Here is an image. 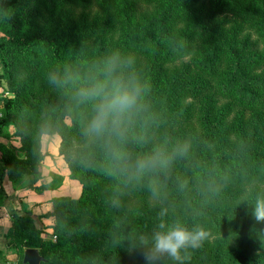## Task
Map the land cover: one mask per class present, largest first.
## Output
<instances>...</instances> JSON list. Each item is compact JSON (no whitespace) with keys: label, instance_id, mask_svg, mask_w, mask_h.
Instances as JSON below:
<instances>
[{"label":"trees","instance_id":"1","mask_svg":"<svg viewBox=\"0 0 264 264\" xmlns=\"http://www.w3.org/2000/svg\"><path fill=\"white\" fill-rule=\"evenodd\" d=\"M0 32L14 94L0 135L13 123L26 154L0 143V205L4 174L15 183L36 165L43 135L72 149L81 185L80 198L51 201L55 240L30 211L14 215L19 264L25 248L39 249L43 264H144L136 238L161 221L207 232L177 264H264V225L250 215L264 197V0H0ZM113 56L130 59L147 86L130 157L157 146L175 153L170 168L138 181L85 135L90 109L75 98Z\"/></svg>","mask_w":264,"mask_h":264},{"label":"clouds","instance_id":"2","mask_svg":"<svg viewBox=\"0 0 264 264\" xmlns=\"http://www.w3.org/2000/svg\"><path fill=\"white\" fill-rule=\"evenodd\" d=\"M131 60L113 56L102 62L87 82L75 92L78 104L89 107L85 135L107 147L116 169L129 179L142 180L149 174L170 168L175 153L157 146L150 153L130 157L126 144L133 127L141 119L144 109L146 84L128 70ZM153 192L156 185L150 184ZM250 215L257 225H264V197L257 196ZM207 237L203 228H188L177 222L167 225L161 221L150 236L140 235L136 243L144 249V264H157L167 257L173 264L182 262L188 248H197ZM264 238V229L261 230Z\"/></svg>","mask_w":264,"mask_h":264},{"label":"rangeland","instance_id":"3","mask_svg":"<svg viewBox=\"0 0 264 264\" xmlns=\"http://www.w3.org/2000/svg\"><path fill=\"white\" fill-rule=\"evenodd\" d=\"M3 35L0 32V36ZM8 59H0V76L2 77V85L0 86V112L4 113L5 97H14L8 86L6 75ZM24 73L18 71V78L22 79ZM0 143L7 146L17 154L19 159L25 160V153L19 152L17 149L22 146L21 140L16 135V126L9 123L4 126L3 133L0 135ZM41 158H38L36 165L30 163L27 170H21L13 181L15 190L19 191V207L24 211H30L32 214L36 211L41 218L49 219L46 214L53 209L52 199L55 197H70L78 199L81 196V185L77 179L73 177L72 168L68 156L72 149L62 148V139L59 135H43L41 138ZM25 207V208H24ZM39 217V218H40ZM42 228L48 229L45 238H56L52 235V223L42 222L37 218ZM47 223V224H44Z\"/></svg>","mask_w":264,"mask_h":264},{"label":"crops","instance_id":"4","mask_svg":"<svg viewBox=\"0 0 264 264\" xmlns=\"http://www.w3.org/2000/svg\"><path fill=\"white\" fill-rule=\"evenodd\" d=\"M3 166L4 162L0 150V169ZM2 186L5 194L3 197L4 202L0 205V264H19L20 249L15 243L12 230L15 222L14 215L18 214L22 216L24 210L19 207V200L17 198L19 196V191L14 189L13 182L9 178L8 173H5L3 176ZM32 215L40 227L41 225L38 223L37 218L42 222H46L47 220L49 223H52L51 217H48L49 219H43L36 211H34ZM48 229L44 228L46 232H48Z\"/></svg>","mask_w":264,"mask_h":264},{"label":"water","instance_id":"5","mask_svg":"<svg viewBox=\"0 0 264 264\" xmlns=\"http://www.w3.org/2000/svg\"><path fill=\"white\" fill-rule=\"evenodd\" d=\"M47 261L45 257L40 254L37 248H26L24 250L23 263L24 264H43Z\"/></svg>","mask_w":264,"mask_h":264},{"label":"built area","instance_id":"6","mask_svg":"<svg viewBox=\"0 0 264 264\" xmlns=\"http://www.w3.org/2000/svg\"><path fill=\"white\" fill-rule=\"evenodd\" d=\"M2 117V114H1V112H0V118Z\"/></svg>","mask_w":264,"mask_h":264}]
</instances>
